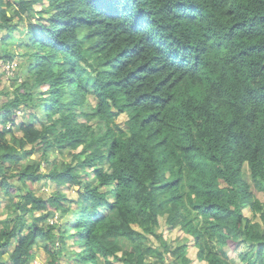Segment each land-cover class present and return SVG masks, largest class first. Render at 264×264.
I'll list each match as a JSON object with an SVG mask.
<instances>
[{
    "label": "trees",
    "instance_id": "16d2710c",
    "mask_svg": "<svg viewBox=\"0 0 264 264\" xmlns=\"http://www.w3.org/2000/svg\"><path fill=\"white\" fill-rule=\"evenodd\" d=\"M18 57L0 264H189L164 214L207 264H264V0H0V59Z\"/></svg>",
    "mask_w": 264,
    "mask_h": 264
},
{
    "label": "rangeland",
    "instance_id": "374dc122",
    "mask_svg": "<svg viewBox=\"0 0 264 264\" xmlns=\"http://www.w3.org/2000/svg\"><path fill=\"white\" fill-rule=\"evenodd\" d=\"M22 61V58L20 59L19 57L17 59H15L14 62L10 63V65H7L6 62H3L1 59H0V68L1 69H4L6 70V73H9L10 75H12L13 73H17V69L16 70H12L13 66H17V65H20ZM4 67V68H3ZM4 100V97H1L0 98V102ZM91 101H93V99H91ZM18 120V118H17ZM125 120V116L124 115H120L118 118H117V121L118 122H122ZM17 134H19V132H17ZM51 152L50 151H47V155H49ZM54 156V154L52 153L51 155H49V157L52 159ZM63 158L65 159H69V155H66L64 156ZM41 167H42V170H44L45 168V163L43 162L41 164ZM244 168L246 169L245 172L246 174L248 173L247 171V167L244 166ZM244 178L245 180H247L246 178V175H244ZM39 188V186H38ZM47 187L46 186H42L41 187V190L42 191H46ZM52 188H49V191H51ZM48 192H44L45 195L47 196L48 195ZM253 194L255 195V198H257L258 200L264 202V192L262 190H253ZM67 192V190H66ZM3 192L0 190V222L2 220H6L8 219V217L11 215V212L12 210L14 209V207L11 205H7V201L8 199L6 198V196L4 194H2ZM41 191L39 192L38 191V194H40ZM15 196V199L17 200V196ZM245 210V216H247L248 218H251L253 215L250 211V209L248 207H245L244 208ZM27 218L29 219L30 221V217L27 216ZM254 221H259V218L258 216H255L253 218ZM51 221V219H50ZM0 226H1V223H0ZM136 229H138L139 231H141L138 227L135 226ZM157 232L161 233L162 236H163V239L168 242L172 248H176L178 246H181V245H186L185 247V251H184V254L186 256V258L189 260V264H207V262L203 261V260H200L198 259L197 257V248L196 246L194 245V242H193V238L190 236V234L188 233H184L180 226H175L173 228H170L169 225L166 223V214L162 215V216H159L158 217V226H157ZM148 238H149V241H148V245L150 247H153V248H156L157 250H160L162 251L163 249V246L161 244V241L159 239H157L154 235L152 234H148ZM72 239V238H70ZM70 239H67V241H70ZM69 246V250L71 249H74L76 248V246L74 244H71V242H69L68 244ZM35 251H36V255H35V259L32 261V264H49L50 260H51V256L47 253H45L43 251L42 248H39L37 249L36 247L34 248ZM77 250L78 247L76 248ZM70 250V251H71ZM234 250L233 249H228L226 254L227 256L230 258V259H233V258H236L235 256V253L233 252ZM238 253V252H236ZM166 256V263L167 264H172V263H169L170 259L171 258H174V256H171L169 252H167L165 254ZM4 257H7V254H5ZM63 259V260H62ZM180 258H177V260L179 261ZM58 260V259H56ZM169 260V261H168ZM58 264L60 263H66L68 264V260L64 258V256L61 257V260L59 261H56ZM8 264V263H6ZM116 264H119V263H116ZM233 264H243L241 261H238L237 259H235L233 261Z\"/></svg>",
    "mask_w": 264,
    "mask_h": 264
},
{
    "label": "clouds",
    "instance_id": "9594fccd",
    "mask_svg": "<svg viewBox=\"0 0 264 264\" xmlns=\"http://www.w3.org/2000/svg\"><path fill=\"white\" fill-rule=\"evenodd\" d=\"M52 221H56V217H54V218L52 219ZM52 221H51V222H52Z\"/></svg>",
    "mask_w": 264,
    "mask_h": 264
}]
</instances>
